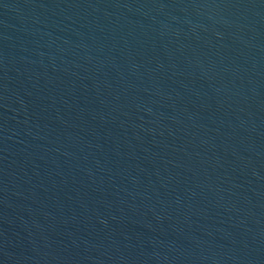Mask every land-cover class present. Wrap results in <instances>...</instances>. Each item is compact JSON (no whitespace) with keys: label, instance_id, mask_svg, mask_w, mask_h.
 I'll return each mask as SVG.
<instances>
[{"label":"water","instance_id":"95a60500","mask_svg":"<svg viewBox=\"0 0 264 264\" xmlns=\"http://www.w3.org/2000/svg\"><path fill=\"white\" fill-rule=\"evenodd\" d=\"M0 264H264V0H0Z\"/></svg>","mask_w":264,"mask_h":264}]
</instances>
